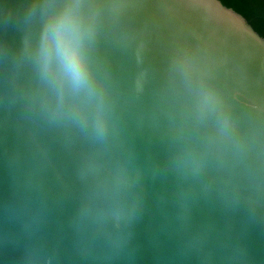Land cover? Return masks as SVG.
<instances>
[{"label":"water","instance_id":"obj_1","mask_svg":"<svg viewBox=\"0 0 264 264\" xmlns=\"http://www.w3.org/2000/svg\"><path fill=\"white\" fill-rule=\"evenodd\" d=\"M0 264H264V38L221 0H0Z\"/></svg>","mask_w":264,"mask_h":264},{"label":"trees","instance_id":"obj_2","mask_svg":"<svg viewBox=\"0 0 264 264\" xmlns=\"http://www.w3.org/2000/svg\"><path fill=\"white\" fill-rule=\"evenodd\" d=\"M247 18L254 29L264 38V0H221Z\"/></svg>","mask_w":264,"mask_h":264}]
</instances>
